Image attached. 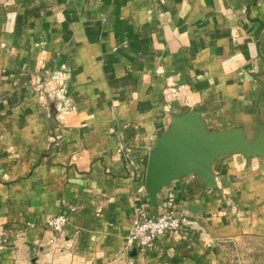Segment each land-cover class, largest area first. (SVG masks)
Segmentation results:
<instances>
[{
    "label": "crops",
    "instance_id": "crops-1",
    "mask_svg": "<svg viewBox=\"0 0 264 264\" xmlns=\"http://www.w3.org/2000/svg\"><path fill=\"white\" fill-rule=\"evenodd\" d=\"M188 110L207 133L258 138L264 0H0V264H218L226 241L264 239V154L234 152L211 160L215 186L196 173L162 186L185 223L126 248L143 181L128 159L146 170Z\"/></svg>",
    "mask_w": 264,
    "mask_h": 264
},
{
    "label": "water",
    "instance_id": "water-1",
    "mask_svg": "<svg viewBox=\"0 0 264 264\" xmlns=\"http://www.w3.org/2000/svg\"><path fill=\"white\" fill-rule=\"evenodd\" d=\"M240 152L246 158L264 154V125L258 138L250 140L237 129L232 132L203 130L193 110L172 116L171 125L157 138L148 154L144 186L151 203L159 189L172 179L189 173L198 174L209 186H215L210 162L216 156ZM196 204H188L195 210Z\"/></svg>",
    "mask_w": 264,
    "mask_h": 264
},
{
    "label": "built area",
    "instance_id": "built-area-1",
    "mask_svg": "<svg viewBox=\"0 0 264 264\" xmlns=\"http://www.w3.org/2000/svg\"><path fill=\"white\" fill-rule=\"evenodd\" d=\"M53 76L57 77L56 73ZM50 91L58 93V110L61 113L72 108L69 97L62 89H52ZM164 91L167 94L169 92L176 94L178 93V87L168 85ZM57 137L59 135L55 134V138ZM128 163L132 169V173L141 174L143 181L137 190L136 195L139 201L135 206V216L130 223L125 246L127 249L134 247L139 251H145L154 246L155 239L161 234L180 228L187 219V211L178 207L177 196L171 190L159 201L156 200L155 203H151L144 186L145 169H143V165L135 156L129 157ZM67 222L68 216L63 213L54 214L46 219L45 225L50 231L47 238L49 244L53 246L58 245ZM5 244L6 234L0 228V251L4 248Z\"/></svg>",
    "mask_w": 264,
    "mask_h": 264
},
{
    "label": "rangeland",
    "instance_id": "rangeland-1",
    "mask_svg": "<svg viewBox=\"0 0 264 264\" xmlns=\"http://www.w3.org/2000/svg\"><path fill=\"white\" fill-rule=\"evenodd\" d=\"M218 264H264V239L242 235L226 241Z\"/></svg>",
    "mask_w": 264,
    "mask_h": 264
}]
</instances>
